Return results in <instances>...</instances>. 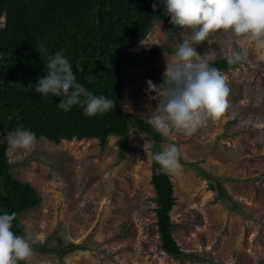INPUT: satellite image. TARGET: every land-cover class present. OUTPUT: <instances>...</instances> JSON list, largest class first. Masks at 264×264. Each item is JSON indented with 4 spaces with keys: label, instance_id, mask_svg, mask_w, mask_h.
<instances>
[{
    "label": "rangeland",
    "instance_id": "obj_1",
    "mask_svg": "<svg viewBox=\"0 0 264 264\" xmlns=\"http://www.w3.org/2000/svg\"><path fill=\"white\" fill-rule=\"evenodd\" d=\"M180 31L156 21L143 41L147 46L133 49L141 63L149 52L163 50L152 64L126 74L116 105L124 113L147 121L156 101L148 98L146 82L162 83ZM216 39V60L248 48L240 67L222 72L228 109L191 136L173 131L163 144L181 148V168L169 173L176 198L171 219L188 258L162 249L152 185L154 142L133 131L104 145L97 139H40L29 152L8 153L15 177L42 199L21 217L33 250L27 264H264V48ZM207 48L205 42L197 51Z\"/></svg>",
    "mask_w": 264,
    "mask_h": 264
},
{
    "label": "trees",
    "instance_id": "obj_2",
    "mask_svg": "<svg viewBox=\"0 0 264 264\" xmlns=\"http://www.w3.org/2000/svg\"><path fill=\"white\" fill-rule=\"evenodd\" d=\"M156 21L173 27L162 0H0V214L16 213L15 234L23 236L22 215L37 209L42 199L31 184L19 181L13 173L7 151L9 132L23 126L37 140L54 144L97 139L104 145L112 136L128 137L137 131L153 140V154L169 141L144 119L116 106L122 100L128 71L152 64L163 50L149 52L143 63L133 53ZM61 51L77 82L94 95L115 100L112 111L87 118L77 105L65 113L57 107L60 97L42 98L29 88L46 75L49 56ZM241 65H228L226 59L213 63L221 72ZM158 168L153 161L162 249L174 258L187 259L173 235L172 176ZM217 190L224 197L221 184Z\"/></svg>",
    "mask_w": 264,
    "mask_h": 264
},
{
    "label": "clouds",
    "instance_id": "obj_3",
    "mask_svg": "<svg viewBox=\"0 0 264 264\" xmlns=\"http://www.w3.org/2000/svg\"><path fill=\"white\" fill-rule=\"evenodd\" d=\"M165 14L174 28L181 29L174 52L166 58L162 83L148 80L146 94L156 101L149 108L147 122L154 131L167 138L173 131L193 135L207 121L219 120L229 107V87L224 74L213 63L216 60L217 37L226 38L229 45L246 40L264 48V0H162ZM153 4V10H156ZM207 43L200 54L197 46ZM142 46H147L142 40ZM248 58V48L234 49L226 56L228 65H238ZM46 75L38 78L31 90L42 98L60 97L58 109L67 113L74 106L83 108V115L92 118L114 109L115 100L94 95L73 72L64 53L49 56ZM37 137L30 129L20 126L8 133L7 151L10 154L29 152ZM181 148L167 143L152 160L158 171L174 173L181 168ZM16 213L0 214V264H27L33 254L30 238L13 232Z\"/></svg>",
    "mask_w": 264,
    "mask_h": 264
}]
</instances>
